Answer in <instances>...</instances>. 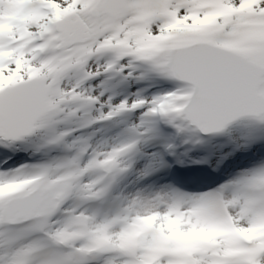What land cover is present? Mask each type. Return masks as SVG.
Segmentation results:
<instances>
[{"label": "snow or ice", "instance_id": "1", "mask_svg": "<svg viewBox=\"0 0 264 264\" xmlns=\"http://www.w3.org/2000/svg\"><path fill=\"white\" fill-rule=\"evenodd\" d=\"M0 264H264V0H0Z\"/></svg>", "mask_w": 264, "mask_h": 264}]
</instances>
